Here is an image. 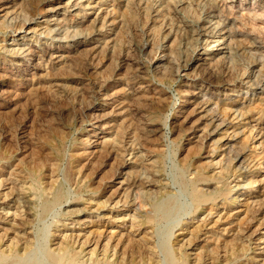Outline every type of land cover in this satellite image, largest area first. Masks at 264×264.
I'll use <instances>...</instances> for the list:
<instances>
[{"label":"rangeland","instance_id":"rangeland-1","mask_svg":"<svg viewBox=\"0 0 264 264\" xmlns=\"http://www.w3.org/2000/svg\"><path fill=\"white\" fill-rule=\"evenodd\" d=\"M130 1H131V3H129ZM133 1H135V0H121V1L120 0H109L108 1L109 3L108 2L104 3L101 6V8H99V5H98L95 7V9L90 10L87 13V15L85 16L86 18L80 16L73 23L70 24L69 27L71 29L70 28L69 29H70V32H72V31L76 30L77 28L79 29L78 24H81V25L85 24L84 26H86V25H88V23H86L87 20H91V19L96 20L97 18H100L101 24L98 23L97 28L98 29L101 28L102 31L99 33V36H96V39H99V41L100 40L101 41L98 42V45H97L98 48L96 49V51L94 53L97 55V57H99V58H97V60L99 59L98 61H100V63H101L98 65L100 67L99 69L92 70V73L90 71L87 74L85 72L84 73L78 72L76 69L70 67L66 63L63 65L60 64L61 58H59V56H61L62 54H63V56H65V55H67V53H63L61 51V49L60 50L57 49L55 53H54V51L50 50L51 51L50 53L54 54L55 60L59 61V62L55 61V63L59 64L60 67H62V69H63V70L61 69V71H62L61 76L60 75L56 76V75H53L51 72H49V70H50L49 65L44 63V60H41V59H39V57H36L35 59L32 60L33 62L32 61L27 62V63L24 62L27 66V67L26 66L25 67L28 70L32 69L34 66H36V68L38 67L40 69L37 70L38 76L33 81V83L32 82H23L21 84L19 83L20 85L17 87L16 92L17 91H20V92H17L16 94L20 93V94H22V96L20 98H18V97H13V96L8 95L6 97L0 98V104L3 103V101H6V102L11 103V104H14V102L16 103V100H18L20 102V103L18 102L20 105H18V107H17L18 108L17 109L18 110L17 120H19L18 122L16 119H15V121H11L10 119L8 120L7 116L6 117L5 116L0 117L1 118L0 119V129L6 130V133H4L5 135H1V133H0V136H1V138H0V153H1L0 159L2 156L7 157V158L12 156L11 159H9V160L8 159L2 160V161L0 160V164H1V166H0V204H1V208H4V209L0 208V216H1L0 217V235L8 233L7 235L14 236L15 233H17L19 236H25L27 238L29 237L30 239L34 238L35 248H34V251L29 258L30 264H53L47 253H48V248L53 249V248H56V246L55 245L51 246L49 239L51 238L54 231L59 229V228H60V230H65L68 233V235H70L71 233H72V235L73 234L74 235L75 234L80 235V237H82L84 235L85 236H89V235L93 236L94 235V237L92 238L93 243H94V241L100 239V240H103V244H105L106 240H109V237H111L113 240L111 242V244L112 245L114 244V245H113V247H111L112 245L109 246L110 248H108V253H107L106 257L104 256V253L102 251L103 247L100 248L101 252L100 251L98 252V255H99L98 259L100 258L99 260H102L104 263L107 262L106 260H108L109 264H112V263L119 264V262H121L123 260V258H125L126 264H131V263L132 264H136V263L138 264V261L140 262L139 264H143L141 262V258L139 257L140 252H141L140 249L144 248V247H142V245L147 242L146 243V244H148L147 247L151 246V248H155V251L157 252V258H156L157 262H155V264H171V258H173L174 256H177V253H178V251L177 252L175 251V249L179 247V245L176 244L177 242H175L176 239H178L179 241L181 239H184V242H185L187 239H189L191 237L189 232L193 231L196 227L200 228V229L198 228L199 229L198 234L200 236V241L209 239V238H211V236H213V238H215V239L221 237V239L218 243H217V240H218L217 239L212 244L216 243L218 245V247L222 246V248H223L226 245L228 247L231 246L230 241L232 242V238H233V237L231 238V235L234 234V232H236L237 229H240V226H241V228L244 229L245 231H247L249 229L248 230L249 233L254 232V234L256 235V236L254 235L255 239L261 238V241L258 240V242H251L252 250L249 251V253H248L249 255L247 256V258H249V260L253 258L254 261L257 260V263H260L264 259V255H261L262 257L261 256L258 257V254L262 253L263 248H264V212H263L264 208L261 206V205L264 206V204H263L264 203V195L262 194V193H264L263 192L264 191V181L263 182L258 181L260 183L259 184L255 180L264 179V160H263L264 159V134H263L264 133V118L261 119V114L259 113L261 107L259 105V100L256 99L258 96L255 99H252L253 98V95H252L253 88L251 86L254 82H255L254 83L255 85L258 84L259 81L261 80V78L264 79V77L261 76L258 79H256V78L252 79V81L250 82L251 83V85H250V83H248L249 79L245 80L244 78H241L242 76H240V74H239L238 67L237 66L234 67L235 63L230 62V65H231L230 66V65H228L229 64V62H228V64H227V66H228L227 74L228 75L226 74V77H228V78H226V79L231 80L232 83L230 82V83H227L225 85L220 84V85L207 87L208 91L210 92L209 94H212V95L214 94V100H216V101H218L219 99H224L225 94H228L229 91H230L229 92L230 94H234V93L239 94L240 92L241 93L242 92H248V94L242 93V96H240V98H238V102L232 106H229L230 109L228 106H225V105L223 108H225V110H226V111H224V112H226L225 113L226 116L229 118V120L231 119L230 121L232 122V124H231L232 128L229 130L230 134H232V131H235V130L242 132L239 135L240 138H238L237 141L242 143L241 144L242 147L246 150V157H247V162H248L247 164L250 166V171H248L249 167L247 170L241 169L240 171H238L237 164L235 161H233V160L229 161L228 159H225L223 154L226 150L225 149L226 146H224V144L221 146V148H219L218 155L214 159L215 161L213 162L214 164H213L212 168L203 171V164L207 160V159H204L207 156V154L205 152L206 151L205 147H202V146L199 147L200 145L197 144V145H194L196 147L195 148L194 146H192L190 144L189 139H188L189 137H186V136L184 137V135H183V137L182 136L179 137V136L175 135V133L173 132V127L171 126V122H173L175 119H178L180 117L181 113L186 111V109L188 110L187 112H191L192 106L188 105L187 99L190 97V92L196 88H200V86H195V83H193V80L185 74V72L182 70L181 62L177 58H171L172 59V63H171L172 74H170V75L166 74L165 77L164 76L160 77V75H158L153 69V66L156 63V61H164L168 57L167 52L165 51L166 50L165 47L164 46L160 47V46L163 45L162 40L164 39V37L166 36V34L168 32V30H166V28H169L171 26L174 28L176 27L175 23H173V22H175V20L172 17L168 16L166 21H164L162 19L155 21V19H151L149 17L147 10H146L144 5H141V4L136 5V3ZM174 1H177V0H171V1L165 0L164 1V5H163L164 6L163 7L164 12H166V10H168V3H171ZM180 1L184 4L183 7H181L182 10L180 12V14L184 18V20L191 26H195L196 23L198 24V22H199L198 18L200 16V13L198 12L199 11L198 6L195 7V5H198V3L196 2L197 0H194L195 2L193 0H180ZM214 1L217 3L219 1V3L224 5V11H222L219 14V19L221 20L223 27H225L226 30H228L233 35H237L236 36V38L238 40L237 42H239L241 44V46L245 47L247 45H250L252 42L251 41L252 38L245 36L243 33L244 32L243 30L244 29L245 30L250 29L253 27L252 26V20H251L252 15L250 12L251 11L254 12L259 8V0H214ZM165 2H167V3H165ZM185 3H186V5H185ZM37 5H38L37 8H41V10L42 9L44 10V11H42V13H40L41 10H38L36 12V15H35V16H39V18L37 20L41 21V19L43 20L44 18H46L43 16H47L46 10H48L47 8H50L51 5L47 2L46 3H44V2L37 3ZM229 6H231L232 8H230ZM187 8H189V9H187ZM127 9L129 12L127 11ZM0 10H1V8H0ZM114 10H116L117 13ZM189 10H191V11L188 12ZM39 13H40V15H39ZM184 14H188V15L185 16ZM191 14H194V15L191 17ZM244 14H246V15L244 16ZM196 16H198V17L196 18ZM105 17H106V20H105L106 24L102 28L101 27L102 22L104 21L103 18H105ZM127 17H128V19H127ZM190 18H192L193 20H191ZM244 19H247V20H245V23H244L247 26L246 25L243 26L241 24ZM144 21H145V24H144ZM195 21H197V22H195ZM230 21H231V23H230ZM238 21H239V24H238ZM122 22H124V23H122ZM225 22H227V23H225ZM234 22H236V24H234ZM142 23H143V25H142ZM250 23H251V25H250ZM163 25H164V27H163ZM74 26H76V27H74ZM241 26L243 27V29ZM156 27L159 29V31ZM54 28L56 31H54L52 36H47L46 38H44V37L40 38L42 43L46 41L48 43H53V45L54 44L56 45L57 40L60 39L61 40L60 42H62L61 44H63L64 46L67 45V44L63 43L65 41L66 42L70 41L68 43L70 45H74V43H73L74 41H71V38L67 37V35L64 33V30L66 29V27L60 28V27L56 26ZM81 29H83V28H81ZM123 29H125V30H123ZM83 32H84L83 36H85L86 30H84ZM125 32H126V34H125ZM149 32H150V34H149ZM0 34H1L0 35V43H1V40H3L4 38L7 39V42L9 41L11 34L9 35V33H8L7 36H5V34L3 32ZM153 35L155 36V38ZM28 37H30V36H28ZM111 38H115L117 40V42L120 40L118 42L119 44H117L116 47L114 46V49L111 47V45H108L106 43V41L111 39ZM156 38H158V40H156ZM153 39H155L156 42L158 41V43H156ZM80 41L81 42L84 41V38L83 37L80 38ZM154 42L158 45V48L153 50L151 44ZM246 42H247V45H246ZM39 43H41V42L38 41V44ZM125 44H127V46ZM210 44L211 45L208 48H211L212 42H210ZM147 45H149V46H147ZM109 46L111 48L110 50L108 48ZM130 46H132V47H130ZM141 46H143L144 48L139 49L138 47H141ZM213 50H215V48ZM127 53H128V56L131 55V53H133L135 55L133 56V54H132V56L128 57ZM154 53H155V55H154ZM253 53H254V51H253ZM263 53L264 52H261V54H260V52H259L258 53L259 55H257V54L249 55L248 54L247 56H244V57L248 62L255 60L259 64L260 63L263 64V67H264V61H262V59L264 60V54ZM1 55H0V71L3 68H9V66H11V60H15V57H12V55H9V54H1ZM135 56H137V57H135ZM253 56H255V57H253ZM131 57H132V59H131ZM256 57H258L259 59ZM135 58H136V60H135ZM252 58H254V59H252ZM135 62H136V64H135ZM62 63H64V62H62ZM128 65H130V66H128ZM64 66H65V69H64ZM118 66H119V68H118ZM66 67H67V69H66ZM68 67H69V69H68ZM104 67L105 68L108 67V68L104 69ZM230 67H232V68L230 69ZM132 68H133V71H132ZM70 69H72V71H71L72 73L70 72ZM111 69L114 70V72L112 73V78H111L112 82L110 81L111 87L106 88V90H105V88L96 89L98 91V93H95L97 91H94L90 88L92 86L91 84L93 82H95L99 77L105 75L106 70L108 72V71H111ZM141 69L142 70L145 69V70L142 71ZM151 69H153V70H151ZM96 70L99 72H97ZM138 70H141L143 72L141 77H139V79H132L131 73H134ZM127 71H128V73H127ZM77 72H78V74L76 75ZM116 72H118V73H116ZM263 73H264V68H263ZM65 74H67V75H65ZM78 75H81V76H78ZM169 78H171V79H169ZM174 78L176 79V81ZM47 81H49V82H47ZM57 81H59V82L61 81V82L58 83ZM82 82H84V83H82ZM62 83H63V85H62ZM65 83H67V84H65ZM185 83L189 84V87H185ZM39 84H41L42 86ZM48 84H50V86ZM57 84L58 85L61 84L60 85L61 87L64 86L65 91L68 92V93L66 92V94L68 96V97H66L67 100L65 97H59V94H57L56 90H58V88H59V87H56V86H58ZM140 84H141V86H140ZM159 84H161V85H159ZM228 84H230V86ZM68 86H69V88H68ZM33 87L36 88L35 91H33V89H32ZM43 88H45V89H43ZM59 89L61 90L62 88H59ZM73 89H75V91H72ZM136 89L137 90L139 89L138 92L139 91H142V92L147 91V92H149V94H152V92H153L155 97H156V102H158L157 105H159V107H156V109L154 110L155 112H153V111L143 112V111H140L139 109H136V107H133L132 110L135 111L136 113H139V115L141 117L138 115L139 117L135 118L134 121H132L133 123L131 125V121L127 122L130 119V117L126 116V115H128L126 113V109H128V107L130 105L127 102H125L124 97L126 96V94H130L132 91H135V93H137ZM224 89H225V92H224ZM244 89H245V91H244ZM103 90H104V92H103ZM49 91L50 92L55 91L56 93L53 92L54 94L53 93L50 94ZM97 94H98V96H97ZM108 94L109 95L115 94V96L117 95L120 98H123L124 102L122 103L123 99H122V101L120 100L119 103L113 101V104L110 106L109 104H111L112 101L108 100V96H107ZM82 95H86V96H82ZM75 96H77V97H75ZM53 97L55 98V100ZM15 98H16V100H15ZM26 98H27V100H26ZM42 98H43V100H42ZM50 98L52 101L50 100ZM57 98H59L58 101H57ZM163 98H164V100H163ZM24 100H26V102L23 103ZM62 101H63V103H62ZM91 101H92V106H90L91 108L88 109V111H87V113L88 112L89 113L85 114V115L82 114L81 112H82L84 105H86V106L90 105ZM20 106H23L22 109ZM50 106H51V108H49ZM63 107H65L66 109ZM93 108H94V110H97L98 108H100V110L101 109L102 110L108 109V111L111 112L110 113L111 117L107 121L97 122V120H95L93 118V115H92L93 113L94 114L97 113L96 111L94 112ZM119 108H121L122 111ZM250 109H251V111H253L252 112V119L255 118L254 121L251 120L249 117V110ZM159 110H161V112ZM164 111H165V114H164ZM169 111H170V113H169ZM74 112L75 113L77 112V113L75 114ZM117 112H118V114H117ZM246 112H248V113H246ZM143 113H145V114H143ZM175 114H176V116H175ZM170 116H172V117H170ZM247 116H248V118H247ZM122 118H123V120H125V122H126L125 124L127 126L129 125V128H130V129L129 128L125 129V130H127V131H125V133H124V131L120 130L121 129L120 127H119L120 129L118 128V126H120L121 123L123 122V120H121ZM82 120L84 121L83 124H82ZM250 120H251V123H249ZM5 122H6V124H5ZM68 122H69V124H68ZM144 122H145V124H144ZM167 122H168V124H167ZM56 123H60L61 128L65 132V133H63L64 141L61 144V147H62L61 148V156L62 157L59 161L56 162L59 166V167H57V170L55 169L56 167L54 165H52L55 162H53L52 158L50 157L51 156L50 150L45 149L46 148L45 147V145H46L45 139H46V135H48L47 131L51 127H53ZM70 123H71V125H70ZM148 123L156 124L160 130L158 132H156L157 134L153 133V137L155 139L152 137L153 140L151 139V141H149L148 143L147 142L143 143L140 141L142 146L143 145L145 146V147H143L144 149H142V152H141V154L144 157V158H142L144 161V165L141 163L140 160H138V159L135 160L133 158V155H130V154H125L124 155L125 157L124 156L123 157L118 156L117 160L114 158V156H113V159H110V160L109 159H105L103 161L99 160L98 162H96V164H94L95 162L93 160H91L92 157L98 155L97 152L99 151V148H92L93 145H90L91 144L90 141L91 142H94V141L104 142L107 140L110 143H112V142L118 143L119 140H121V141L125 140V141H123V145H124L125 143H128L131 140L130 143L131 142L137 143V142H139L140 135H143V133H145L146 130H143V129H146ZM257 123L259 126L256 125ZM24 124L26 125V131H27L29 139L32 137L31 138L32 140H30L29 143L27 142V140L25 138H24L25 139L24 140L21 135H19L15 138V136H14L15 134L13 133L14 130L12 128L15 125L23 126ZM102 124H107L106 126H104L106 129H104V131H99L97 129V127H99V125H102ZM134 124H135V126H134ZM3 125L5 128L3 127ZM116 125H117V128H116ZM253 125H255V127ZM260 126H262V127H260ZM36 127H38V128H36ZM134 128L137 131H135ZM93 129L96 132L93 133ZM252 129H253V131H251ZM260 129H263V130H260ZM76 131H77V133H76ZM114 131L116 133H118V137L121 139H119V140L117 139V134ZM0 132H1V130H0ZM100 132H103V133H100ZM108 132H110V134H108ZM119 132L121 134H119ZM258 133H260L259 136H257ZM122 135H124V136H122ZM261 135L263 137L262 139H260ZM5 136H7V137H5ZM129 136H130V138H129ZM125 137L127 140L125 139ZM131 138H133V139H131ZM226 138H228V136ZM37 139H39V140H37ZM4 140H6V141H4ZM74 140H76V141H74ZM154 140H156L157 143H155ZM231 140H233V138H232V136H229L227 142L231 141ZM12 141L15 143H13ZM34 141H36V142H34ZM262 141H263V143H262ZM83 142H84V144H83ZM153 142H154V144H153ZM9 144H12V147ZM30 144H32L31 145L32 147L30 146ZM118 144L122 145V143H120V142ZM102 145H104V144H102ZM148 145H150V146H148ZM157 147H159V148H157ZM184 147H186V148H184ZM201 148H202V150H201ZM27 149H29V150H27ZM150 150H153V152H151ZM84 151H86L85 152L86 154L84 153ZM42 152L45 156L42 154ZM40 154H42V155H40ZM141 154H140V156H141ZM88 157H91V158H88ZM43 158H45V159H43ZM46 161H49V164ZM130 162H131L132 166L133 165L135 166L138 163L141 164V166L143 165V168L145 166V169L147 170L146 173L149 176H153L154 172L157 173V177H158L159 182H160L159 183L160 188L158 190L159 193L157 194L159 206L157 208L152 209L150 207H146L143 204L144 198L138 192L133 194L130 191V189H127L128 186L121 184V181H123L124 176L126 175V172H127V168H125L124 166L126 164H129ZM50 163H51V165H50ZM261 163H263V164H261ZM73 165H74V167H73ZM258 165H262L263 167L261 166L260 169H258V167H259ZM42 166H44V169H43L44 178L42 181L43 184L38 185V181H36L37 180L36 176H34L35 174H33V173H34L35 169L39 170V167H42ZM199 166L202 168H200ZM200 170H201L200 174L197 175L196 173ZM18 173H19V175H18ZM206 175L208 176V179H211L212 186L216 185L217 187L221 188L223 185H226L228 187V189L231 190V192H233V193H231V195L228 196V198H227L228 201L227 200L225 201V200H223L222 197H220V199H217L216 202L210 201L206 204H203L198 209V207L196 206V203H195V198H194L195 197V190L196 189L201 190L204 187L201 185L200 182H197L198 181L197 178H199V176L205 177ZM214 178H220V180H222V181L220 182V180H217ZM53 180L55 182H53ZM211 182H210V184H211ZM52 183H54L53 189L59 187L60 189H62V191L64 193H66L68 195V199L63 204H61L60 206L56 205L50 211L44 212V210H43L44 199L48 198V197L49 198L52 197L53 190L50 191L51 193L48 190V188H50L49 186H51ZM205 184H206V182H205ZM33 185L35 187H38V186L41 187L42 186L41 188L45 190V193H44L45 195H43L42 197H35V196L31 197V199L34 200V201H32V203H34L32 205V207H33L32 214L28 216V219H30L31 223H28L26 225H22V224L19 225V224H17L19 221H16L17 222L16 223L12 219L20 220L21 218H26L27 215H25V211L22 208L19 212H17V214H14L16 209L15 208L10 209V208L6 207L5 203H7V202L9 203L10 198L5 199L4 195L11 192V189L13 187H14V190L20 191L21 193L27 192L29 194H32L30 189H31V186L33 187ZM166 186H168V187H166ZM85 187L88 190H84V192H82L81 188L85 189ZM248 187H249V189H248ZM259 189H260V191H259ZM248 193H249V195H248ZM132 194L134 197L132 196ZM254 195L255 196L257 195V198L254 199L253 198ZM80 196L83 197L84 199H87V200L93 201V202L94 201L97 202L98 199H100V200L104 201L107 204V206H108V204H110V207H113L115 205L116 211H118L119 216H117L116 218H113L112 219L113 221L111 220L110 223L108 222L109 220L105 221L102 219L100 221H97L94 219L95 221L93 223L87 222L86 224H83V225H75V226L69 225L67 228H63L62 223L60 221H61V219H65V216H64L65 209L67 208V206L75 203L76 202L75 198L80 197ZM162 198H163V200H162ZM131 199L132 200L134 199V202H136L135 204H137V207L141 213H145L147 211H148V213H151V222L152 223L150 225H147V226H151V227L146 228V229L141 228L140 230H137L138 228L132 227V221L134 220L135 223H137V222L134 218H130L127 214L133 215L134 212H127L128 209H126V207H125L127 202ZM248 199L250 201H252L254 199L257 204H255V206H256L255 208L250 209V212H248V215H247V210L245 209L244 206H241V205H243L242 203H245ZM164 201H166V202H164ZM166 203L169 205L168 208L164 207L167 205ZM215 204H217V205H215ZM11 205H14V203L12 202ZM117 206H119L120 208ZM160 207H161V209H160ZM164 208L166 210H164ZM124 210L126 212H124ZM255 210L258 211V213ZM7 211H9L8 216H4ZM243 211H244V213H243ZM251 211H253V212H251ZM252 213H253V215H252ZM110 218H111V215L109 216L108 219H110ZM31 219L33 222L31 221ZM119 219H121V220H119ZM250 219H252V220L250 222H248ZM114 220H115V222H114ZM241 221L243 222L242 224H241ZM233 222H234V224H233ZM236 223H239V224L237 225ZM56 225H58L59 228H57ZM235 227H237V228H235ZM225 229H228L230 234L228 232H225L224 231ZM25 230L27 232H29L27 235H25V232H26ZM94 231H96V233L93 234ZM222 231H223V233H222ZM66 232H65V234H67ZM113 232L115 234H113ZM144 232H147L148 234L145 235ZM256 232H258V233H256ZM220 233H222V234H220ZM57 234H58V232H57ZM59 234H60V232H59ZM184 237H186V238H184ZM120 240L124 243L123 244L124 247H122L120 249V246H118V248L115 250L114 249L115 245L117 243H119ZM174 242H175V244H174ZM93 243H92L93 246H91L86 252H88L91 248L92 249L94 248L95 245ZM182 243L183 242H181L180 244H182ZM8 244L9 243H7V245ZM7 245H3L2 248L5 249ZM202 245L203 244H201V246ZM257 245H259V246H257ZM125 247L127 248V250L125 249ZM133 248L135 251L134 254L137 257L136 256H130V254L131 255L133 254L132 253ZM257 248L259 250H257ZM128 249H129L130 253L128 252ZM75 250L79 251V249H77L76 247H75ZM125 250H126V252L122 253ZM218 251H219L218 252L219 256L222 254L224 255V252H221V248H219ZM86 252L83 256H85L87 254ZM187 252H189L191 254L194 253V251H192L190 249L189 250L187 249ZM21 253H23V251H21ZM218 254H217V256H218ZM83 256H80V258H79L81 261H84V262L86 261L88 263L92 262L91 259H89L90 258L89 255H86L84 257V259H82ZM243 259H245V257H243ZM207 261L209 262V260H207ZM207 261H206V264H209ZM210 264H211V261H210Z\"/></svg>","mask_w":264,"mask_h":264},{"label":"bare ground","instance_id":"bare-ground-1","mask_svg":"<svg viewBox=\"0 0 264 264\" xmlns=\"http://www.w3.org/2000/svg\"><path fill=\"white\" fill-rule=\"evenodd\" d=\"M108 1L109 0H0V8H1V10H0V33L3 32L5 34V36H7L8 33H9V35L11 34L8 42H7V39L4 38V37H3L4 39L1 40V43H0V55L1 54H9V55H12V57H15V60H11V66H9V68H3L0 71L1 72L0 73V98L1 97H6L8 95L9 96H13V97H18V98H20L22 96V94H20V93L16 94L17 92H20V91L16 92L17 87L23 82H32L33 83V81L38 76L37 75L38 74L37 70L40 69V68H38V67L36 68V66H34L32 69L28 70V69H26L27 66H26V64L24 62H26V63L30 62L33 59H35L36 57H39V59L44 60V63L49 65V69H50L49 72H51L53 75H56V76L60 75L61 76L62 67H60L59 64L55 63L56 60H55L54 54L50 53L51 51H54V53H55L57 49H59V50L61 49V51L63 53H67V55H65V56H63V54L61 56H59V58H61L60 64H62V65L66 63L70 67L76 69L78 72H83V73L85 72L86 74L88 72H90V71L92 73V70L99 69L100 67L98 65L101 64V63H100V61H98L99 59L97 60V58H99V57H97V55L94 54V53H95L96 49L98 48V46H97L98 42L101 41V40L99 41V39H96V36H99V33L102 31L101 28L100 29L97 28L98 27V23H100V18H97L96 20H93V19L87 20L86 23H88V25H86V26H84L85 24L84 25L78 24L79 29L77 28L76 30H74L72 32H70L71 28L69 26L78 17H80V16L81 17H85L90 10L95 9V7L98 6V5H99V8H101V6L104 3H107ZM164 1L165 0H135L133 2H135L136 5L137 4L144 5L146 10H147V13H148L149 17L151 19H155V21L156 20H160V19L166 21L168 16L172 17L175 20V22H173V23H175L176 27L174 28V27L171 26L169 28H166V30H168V32H167L166 36L164 37V39L162 40V44L163 45L160 46V47H162V46L165 47V49H166L165 51L167 52V56L168 57L164 61H156V63L153 66L154 71L158 75H160V77L161 76L165 77L166 74H169V75L172 74V66H171L172 59L171 58H177L181 62V67H182V70L185 72V74L189 78H191L193 80V83H195V86H200V88H196V89L192 90L190 92V97L187 99L188 105L192 106V110L190 109L191 112H187L188 110L186 109V111L181 113V115H180V117L178 119H175L173 122H171V126L173 127V132L175 133V135H177L179 137H181V136L183 137V135H184V137L185 136L189 137L188 139H189V142H190V144L192 146L199 144L200 145V146L198 145L199 147H201V146L205 147L206 151L205 150L204 151L206 152L207 156L204 159H207V160L203 164V171L212 168V166L214 164L213 162L215 161L214 159L218 155L219 148H221V146L223 144H224V146H226V148H225L226 150H225V152L223 154L225 159H228L229 161L230 160L235 161L236 164H237L238 171H240L241 169L247 170L248 167H249L248 171H250V166L247 164L248 162H247V157H246V150L242 147V145H241L242 143L237 141L238 138H240L239 135L242 132H240L238 130L237 131L235 130V131H232V134H230L229 130L232 128V126H231L232 122L230 121L231 119L229 120V118L226 116V114H225L226 112H224L226 110H225V108H223L224 105L228 106V107L234 105L235 103L238 102V98H240V96H242V93L248 94V92H242V93L240 92L239 94L238 93L237 94H235V93L234 94H230L229 93L230 91L229 92L227 91L228 94H225L224 99H219L218 101H216V100H214V94L213 95L209 94L210 92L208 91L207 87L220 85V84L225 85V84L231 82V80H227L226 79V78H228V77H226V74H227V71H228V66H227L228 62H229L228 65H230V62L231 63H235L234 67H236V66L238 67L239 74H240V76H242L241 78H244L245 80L249 79L248 83H250L252 81V79H254V78L258 79L261 76L264 77V75H263L264 74L263 73V68H264L263 64H261V63L259 64L255 60L248 62L245 59V57H244V56H247L248 54L249 55H252V54L259 55L258 54L259 52H260V54H261V52H264V0H259V8L256 11H254V12H252V11L250 12L251 15H252L251 16V20H252V26L253 27L250 28V29H246V30L244 29L243 33H244L245 36L252 38V40H251L252 42H251L250 45H247V42H246L247 46H245V47L241 46V44L239 42H237L238 41L237 38H236L237 35H233L228 30H226L225 27H223V25L221 23V20L219 19V14L222 11H224V5L219 3V1H218V3L215 2L214 0H197L196 1L198 3V5H195V7L198 6V9H199L198 12L200 13V16L198 18L199 22H198V24L196 23L195 26L189 25L184 20V18L181 16V14H180V12L182 10L181 7H183L184 4L180 0L168 3V10H166V12H164V10H163ZM41 2H44V3L47 2V3H49L51 5V7L47 8L48 10L45 9L47 11V16H43V17H46V18H44L43 20L41 19V21H38L37 19L39 18V16H35V15H36V12L38 10H41V8H37V6H38L37 3H41ZM129 3H131V1ZM165 3H167V2H165ZM185 5H186V3H185ZM229 7L232 8L231 6H229ZM187 9H189V8H187ZM191 10H189L188 12H190ZM42 11H44V10L42 9L40 13H42ZM114 11L116 12V10H114ZM127 11H128V9H127ZM40 13H39V15H40ZM184 15L186 16L188 14H184ZM193 15L194 14H191V17ZM245 15L246 14H244V16ZM197 17L198 16H196V18ZM127 19H128V17H127ZM190 19L193 20L192 18H190ZM103 20L104 21L102 22V26H101L102 28L106 24V22H105L106 17L103 18ZM245 20H247V19H244L242 21V23H241L243 26L246 25V24H244ZM145 21H144V24H145ZM195 22H197V21H195ZM122 23H124V22H122ZM225 23H227V22H225ZM230 23H231V21H230ZM234 24H236V22H234ZM238 24H239V21H238ZM142 25H143V23H142ZM250 25H251V23H250ZM56 26L60 27V28L66 27V29L64 28L65 29L64 33L67 35V37L71 38V41H74L73 42L74 45H70L68 43L70 41H67V42L65 41L63 43H65L67 45L64 46L63 44H61L62 42H60L61 41L60 39L57 40L56 45L55 44L53 45V43H48L46 41L42 43L40 38L41 37L46 38L47 36H52L54 31H56L55 28H54ZM74 27H76V26H74ZM163 27H164V25H163ZM81 28H83V29H81ZM242 29H243V27H242ZM84 30H86L85 36H83V33H84L83 31ZM123 30H125V29H123ZM158 31H159V29H158ZM125 34H126V32H125ZM149 34H150V32H149ZM28 36H30V37H28ZM82 37L84 38V41L81 42L80 38H82ZM154 38H155V36H154ZM153 40L156 42V40H158V38H156V40L155 39H153ZM38 41L41 42V43L38 44ZM118 42H117V40L115 38H111V39L106 41V43L108 45H111V47L113 49H114V46L116 47L117 44H119ZM155 42L151 44L153 50L158 48V45L156 44V43H158V41L156 43ZM210 42H212V46H211V48H208L211 45ZM125 45L127 46V44H125ZM147 46H149V45H147ZM130 47H132V46H130ZM108 48H109V50L111 49L110 46ZM138 48L141 49V48H144V47L141 46V47H138ZM214 48H215V50H213ZM253 51H254V53H253ZM132 54L133 53H131V55L128 56V53H127V56L130 57V56H132ZM134 55L135 54H133V56ZM154 55H155V53H154ZM135 57H137V56H135ZM253 57H255V56H253ZM256 58H258V57H256ZM131 59H132V57H131ZM252 59H254V58H252ZM135 60H136V58H135ZM262 61H264V60L262 59ZM56 62H59V61H56ZM62 62H64V63H62ZM135 64H136V62H135ZM128 66H130V65H128ZM106 68H108V67H106ZM106 68L104 67V69H106ZM118 68H119V66H118ZM231 68L232 67H230V69ZM64 69H65V66H64ZM66 69H67V67H66ZM68 69H69V67H68ZM153 69H151V70H153ZM107 70H106V74L105 75L99 77L96 81L94 80L95 82H93L91 84L92 86L90 87L92 90L97 91L96 89H101V88H105V90H106V88L111 87L110 86V84L112 82L111 78H112V73L114 72V70L111 69V71H108V72H107ZM141 70H138V71H136L134 73H131L132 74L131 78L132 79H139V77H141V75L143 73L142 71L145 70V69H143L142 71ZM71 71H72V69H70V72ZM128 71H127V73H128ZM132 71H133V68H132ZM78 72L76 73V75L78 74ZM97 72H99V71H97ZM116 73H118V72H116ZM65 75H67V74H65ZM78 76H81V75H78ZM169 79H171V78H169ZM175 81H176V79H175ZM47 82H49V81H47ZM57 82L60 83L61 81L60 82L57 81ZM82 83H84V82H82ZM254 83L251 86L253 88V91H252L253 98L252 99H255L258 96L256 99L259 100V105L261 107L259 113L261 114V119H262V118H264V79L261 78L259 83L256 84V85ZM65 84H67V83H65ZM39 85H41V84H39ZM48 85L50 86V84H48ZM60 85L56 86V87L62 88L61 90L59 88H58V90H56L57 94H59V97H65V98L68 97L67 94H66L67 91H65L64 86L61 87ZM62 85H63V83H62ZM159 85H161V84H159ZM228 85L230 86V84H228ZM250 85H251V83H250ZM140 86H141V84H140ZM185 87H189V84L185 83ZM68 88H69V86H68ZM32 89H33V91L36 90L35 87H33ZM43 89H45V88H43ZM138 90H137V93H135V91H132L130 94H126V96L124 97L125 102H127L130 105L128 107V109H126V113L128 114L126 116L130 117V119L127 122L131 121V125L133 123L132 121H134L135 118L140 116L139 113H136L135 111L132 110L133 107H136V109H139L140 111H143V112H151V111L155 112L154 110L156 109V107H159V105H157L158 102H156V97H155L153 92H152V94H149V92H147V91H144V92L139 91L138 92ZM72 91H75V89H73ZM244 91H245V89H244ZM53 92H55V91H53ZM53 92H50V94L53 93ZM103 92H104V90H103ZM224 92H225V89H224ZM95 93H98V91L95 92ZM82 96H86V95H82ZM97 96H98V94H97ZM107 96H108V100L112 101V103L109 104L110 106L113 104V101L119 103L120 100L122 101V99H123V98H120L117 95L115 96V94L114 95H109L108 94ZM75 97H77V96H75ZM51 98H50V100H51ZM124 99H123L122 103L124 102ZM15 100H16V98H15ZM26 100H27V98H26ZM26 100H24L23 103L26 102ZM42 100H43V98H42ZM54 100H55V98H54ZM58 100H59V98H57V101ZM66 100H67V98H66ZM163 100H164V98H163ZM18 102L19 101L16 100V103L14 102V104H11V103H8L6 101H3V103L0 104V117H3V116L6 117L7 116L8 120L9 119L11 121H15V119L17 120V115H18V110H17L18 108L17 107H18V105H20L19 104L20 102L19 103ZM62 103H63V101H62ZM85 106L86 105H84V107L82 109V112H81L84 115L89 113V112L87 113V111H88V109L91 108L90 106H92V101H91L90 105H88L86 107ZM20 107L22 109L23 106H20ZM49 108H51V106ZM63 108H65V107H63ZM98 109L94 110V108H93L94 112L96 111L97 113H95V114L93 113L92 114L93 118L95 120H97V122L107 121L111 117V114H110L111 112H109L108 109H105V110L104 109L100 110V108H98ZM119 109L121 110V108H119ZM229 109H230V107H229ZM159 111L161 112V110H159ZM252 112L253 111H251V109H250L249 110V117H250L251 120L254 121L255 118L252 119ZM169 113H170V111H169ZM246 113H248V112H246ZM117 114H118V112H117ZM143 114H145V113H143ZM164 114H165V111H164ZM175 116H176V114H175ZM170 117H172V116H170ZM247 118H248V116H247ZM121 120H123V118ZM251 120H250L249 123H251ZM18 121L19 120H17V122ZM83 122L84 121L82 120V124H83ZM125 123H126L125 120H123L121 125L118 126V128L120 127L121 129L120 128L119 129L124 131V133H125V131H127L125 129L129 128V125L127 126ZM5 124H6V122H5ZM68 124H69V122H68ZM144 124H145V122H144ZM167 124H168V122H167ZM4 125H3V127H4ZM70 125H71V123H70ZM106 125L107 124L99 125V127H97V129L99 131H104V129H106L104 126H106ZM117 125H116V128H117ZM256 125H258V123ZM134 126H135V124H134ZM253 126L255 127V125H253ZM260 127H262V126H260ZM36 128H38V127H36ZM12 129L14 130L13 133L15 134L14 135L15 138L17 136L21 135L22 138L23 139L25 138L28 143L30 142V140H32L31 139L32 137L30 135L29 136L31 138L29 139V137H28L25 124L23 126L15 125ZM0 130H1V132H0L1 135H5L4 133H6V130L5 129L4 130L0 129ZM134 130H135V128H134ZM143 130H146V131H145V133H143V135H140L139 142H137V143H135V142H131L130 143V141H131L130 140L128 143H125L123 145V141H125V140H123V139H122L123 141L119 140L121 138L118 137V133H116L115 131L114 132L117 134V139L119 140L120 143H122V145H119L118 144L119 142L118 143H116V142L110 143L107 140L104 141V142H99V141L91 142L90 141V143H91L90 145H93L92 148H99V151L97 150L98 151L97 152L98 155H96V156H94L92 158L91 157H88V158H91V160H93L95 162L94 164H96V162H98L99 160H102V161L105 160V159H109L110 160V159H113V156L117 160L118 156L119 157H121V156L123 157L125 154H130V155H133V158L135 160L136 159L140 160L141 163L144 165V161L142 159L144 157L141 154V152H142V149H144L143 147H145V146L144 145L142 146L140 141L143 142V143L144 142L148 143L149 141H151V139L153 137V133L158 132L160 129H159V127L156 124L148 123L146 129H143ZM260 130H263V129H260ZM135 131H137V130H135ZM251 131H253V129ZM47 132H48V135H46V139H45V144H46L45 145V147H46L45 149L50 150V155H51L50 157L52 158V161L55 162V163L52 162L53 163L52 165H54L56 167L55 169L57 170V167H59V166H58V164L56 162L59 161L61 159V157H62L61 156V148H62L61 144L64 141L63 133H65V132L61 128V124L60 123H56ZM94 132H96V131H94V129H93V133ZM76 133H77V131H76ZM100 133H103V132H100ZM108 134H110V132H108ZM119 134H121V133L119 132ZM259 135H260V133H258L257 136H259ZM122 136H124V135H122ZM227 136H228V138H229V136H232L233 140L227 142V140H228V138H226ZM5 137H7V136H5ZM0 138H1V136H0ZM129 138H130V136H129ZM262 138L263 137L261 135L260 139H262ZM125 139H126V137H125ZM131 139H133V138H131ZM37 140H39V139H37ZM4 141H6V140H4ZM74 141H76V140H74ZM154 141H155V143H157L156 140H154ZM34 142H36V141H34ZM13 143H15V142H13ZM262 143H263V141H262ZM83 144H84V142H83ZM102 144H104V145H102ZM153 144H154V142H153ZM9 145H11V147H12V144H9ZM31 145L32 144H30V146ZM148 146H150V145H148ZM157 148H159V147H157ZM184 148H186V147H184ZM27 150H29V149H27ZM153 150H150V151L153 152ZM201 150H202V148H201ZM85 152L86 151H84V153ZM42 154H43V152H42ZM42 154H40V155H42ZM140 154H141V156H140ZM11 157L7 158V157H3L2 156L0 160L1 161L5 160V159L9 160V159H11ZM43 159H45V158H43ZM46 162H48V164H49V161H46ZM129 164H126L124 166L125 168H127V172H126V175L124 176L123 181H121V184L128 186L127 189H130V191L133 194L138 192L144 198L143 204L146 207H150L152 209L157 208L159 206V201H158V198H157L158 197L157 194L159 193L158 190L160 188V184H159L160 182H159V179L157 177V173L154 172L153 176H149L146 173L147 170L145 169V166L143 168V165L141 166V164H139V163L136 164L135 166L134 165L132 166L131 162ZM261 164H263V163H261ZM50 165H51V163H50ZM0 166H1V164H0ZM258 166H259L258 169H260V167L262 165H258ZM73 167H74V165H73ZM200 168H202V167H200ZM43 169H44V166L39 167V170L35 169L34 173H33V174H35L34 176H36V179H37L36 181H38V185L43 184V182H42L43 178H44ZM200 172H201V170L198 171L196 174L199 175ZM18 175H19V173H18ZM197 179H198L197 182H200L201 185L204 187L201 190H197V189L195 190V197L194 198H195V203H196V206L198 207V209L203 204H206V203H208L210 201L216 202L217 199H220V197H222L223 200H225V201L227 200L228 201V199H227L228 196H230L231 193H233V192H231V190L228 189V187L226 185H223L221 188L217 187L216 185L212 186L211 179H208L207 175L205 177L199 176V178H197ZM214 179L220 180V178H214ZM221 181L222 180H220V182ZM255 181L256 182H258V181L259 182H263L264 179L255 180ZM53 182H55V181L53 180ZM205 182H206V184H205ZM210 182H211V184H210ZM53 184L54 183H52L51 186H49L47 184L50 187V188H48L49 192L52 191V190H53V192H52V197L51 198L48 197V198L44 199V206H43L44 212L50 211L56 205L60 206L61 204H63L68 199V195L66 193H64L62 191V189H60L59 187L53 189ZM41 187L40 186L35 187L34 185H33V187L31 186L30 191L32 192V194H29V193H27L25 191H24L25 193H21L20 191L14 190V187H13L11 189V192H9L6 195H4L5 199L10 198V202L9 203L8 202L5 203L7 208H10V209L15 208L16 211H15L14 214H17V212H19L23 208V210L25 211V215H27L26 218H21L20 220L12 219L15 222L19 221L18 223L16 222L17 224L26 225L28 223H31L30 219H28V216L32 214V210H33L32 205L34 204V203H32V201H34V200H32L31 197L32 196L42 197L43 195H45L44 194L45 190L42 189ZM166 187H168V186H166ZM248 189H249V187H248ZM84 190H88V189L86 187H85V189L81 188L82 192H84ZM259 191H260V189H259ZM133 194H132V196H133ZM262 194L264 195V193H262ZM248 195H249V193H248ZM254 196H253L254 199L257 198V195L255 197ZM75 199H76V202L71 204V205H69V206H67V208L65 209V212H64L65 219H61V221H60L62 223L63 228H67L69 225L75 226V225H83V224H86L87 222L93 223L95 220L100 221L102 219L105 220V221L109 220L108 222L110 223V221L113 218H116L117 216H119L118 211H116V206L115 205H114L115 207L114 206L110 207V204H108V206H107V204L104 201L100 200V199H98L97 202L89 201L87 199H84L81 196L77 197ZM134 199L133 200L131 199L128 202L126 201L127 204L124 202L126 204V205L124 204L126 209H128L127 212H134L133 215L127 214L130 218H134L136 220V222H137V223H135L134 220H133L132 221V227L133 228H138L137 230H140L141 228L146 229V228L151 227V226H147V225H150L152 223L151 222V213H148V211L145 212V213H141L140 210L137 207V204H135L136 202H134ZM254 199L252 201H250L248 199L245 203H242L243 205H241V206H244L245 209L247 210V215H248V212H250L251 208H255L256 207L255 204H257V203H256V201ZM162 200H163V198H162ZM12 202L14 203V205H11ZM164 202H166V201H164ZM167 205L166 206L163 205V206L165 208L166 207L168 208L169 205L168 206ZM215 205H217V204H215ZM261 206L264 208L263 205H261ZM117 207H119V206H117ZM161 207H160V209H161ZM0 208H1V204H0ZM165 208H164V210H166ZM1 209H4V208H1ZM124 212H126V211L124 210ZM251 212H253V211H251ZM256 212L258 213V211H256ZM243 213H244V211H243ZM8 214H9V211H7L4 216H8ZM110 215H111V218L108 219ZM252 215H253V213H252ZM119 220H121V219H119ZM251 220L252 219H250L248 222H250ZM31 221H32V219H31ZM114 222H115V220H114ZM239 223H236V224L238 225ZM242 223L243 222L241 221V224ZM233 224H234V222H233ZM56 227L59 228L58 225H56ZM198 228L199 227H196L193 231L189 232L191 237L189 239H187L185 242H184V239H181L180 241L178 239H176L175 242H177L176 244L179 245V247L176 248L175 251L176 252L178 251V253H177V256H174L173 258H171V264H206L207 260H209V262L207 261L209 264H210V261H211V264H264V259L262 260V262L257 263V260L254 261L253 258L250 259V260H249V258H247V256L249 255L248 254L249 251L252 250L251 242H258V240L261 241V238L255 239L254 238V235H255L254 232L253 233H249L248 232L249 229L247 231H245L240 226V229H237V231L234 232V234L231 235V238L233 237L232 238V242L230 241L231 246L228 247L226 245V246H224L222 248V246L218 247V245L216 243H215L216 245L212 244L217 239H218L217 240V243H218L220 241L221 237L215 239V238H213V236H211V238H209V239L200 241V236L198 234L200 228L199 229ZM235 228H237V227H235ZM64 231L65 230H60V228L55 230L54 233L52 234L51 238L49 239V242L51 243V246H53V245L56 246V248H53V249L48 248V253H47L49 258H50V260H51V262L53 264H109L108 260H106L107 262L104 263L102 260H99L100 258L98 259V256H99L98 252L100 251V248L103 247L102 251L104 253V256L106 257V255L108 253V248H110L109 246L112 245L111 242L113 240H112L111 237H109V240H106L105 244H103V240H100V239L94 241V243H93L92 238L94 237V235L93 236H90V235L89 236H85L84 235V236L80 237V235H76V234L72 235V233L70 235H68V233L66 231L65 232L67 234H65ZM224 231L229 233L228 229H225ZM57 232H58V234H57ZM59 232H60V234H59ZM28 233L29 232L26 231L25 235H27ZM94 233H96V231H94L93 234ZM144 233H145V235L148 234L147 232H144ZM222 233H223V231H222ZM222 233H220V234H222ZM256 233H258V232H256ZM7 234L5 233V234L0 235V264H30L29 263V258H30L31 254L33 253L34 248H35V240H34V238L30 239L29 237L27 238L25 236H19L17 233H15L14 236H9ZM113 234H115V233L113 232ZM184 238H186V237H184ZM175 242H174V244H175ZM181 242H183V243L180 244ZM7 243H9V244L7 245ZM92 243L95 245L94 248L93 249L91 248L88 252H86L91 246H93ZM146 243H144V244L142 243L143 245L141 244L142 247H144V248L140 249L141 252H140L139 257L141 258V262L143 264H155V262H157V260H156L157 252L155 251V248H151V246L147 247L148 244H146ZM123 244L124 243L120 240L119 243H117L115 245L114 249L116 250L118 248V246H120V249H121L122 247H124ZM201 244H203V245L201 246ZM3 245H7L5 249L2 248ZM113 245L111 247H113ZM257 246H259V245H257ZM75 247L77 249H79V251L75 250ZM219 248H221V252H224V255L223 254L220 255L221 257L218 254V252H219L218 249ZM125 249L127 250L126 247H125ZM187 249L188 250L190 249V250L194 251V253L191 254V253L187 252ZM126 250L124 252H122V253H125ZM257 250H259V249L257 248ZM21 251H23V253H21ZM132 251H133L132 252L133 254L132 255L130 254V256H136L134 254V252H135L134 248H133ZM85 252L87 253L86 255H89V257H90L89 259H91V261H92L91 263H88L86 261L84 262V261H81L79 259L80 256H83L85 254ZM128 252H129V249H128ZM217 254H218V256H217ZM261 255H264V248H263V252L258 254V257L261 256ZM85 256H83L82 259H84ZM243 257H245V259H243ZM139 263L140 262L138 261V264ZM112 264H114V263H112ZM119 264H126L125 258H123V260L121 262H119Z\"/></svg>","mask_w":264,"mask_h":264}]
</instances>
